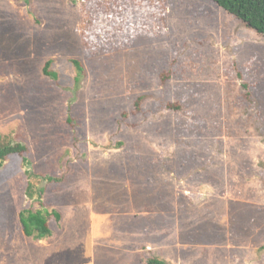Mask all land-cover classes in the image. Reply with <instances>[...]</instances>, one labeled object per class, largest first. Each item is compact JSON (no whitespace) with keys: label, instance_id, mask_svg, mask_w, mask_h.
<instances>
[{"label":"rangeland","instance_id":"1","mask_svg":"<svg viewBox=\"0 0 264 264\" xmlns=\"http://www.w3.org/2000/svg\"><path fill=\"white\" fill-rule=\"evenodd\" d=\"M0 142L27 148L0 168V264H125L94 245L132 226L147 260L179 240L178 264H264V39L209 0H0ZM136 178L168 186L167 215ZM39 193L62 215L41 240L19 221Z\"/></svg>","mask_w":264,"mask_h":264},{"label":"trees","instance_id":"2","mask_svg":"<svg viewBox=\"0 0 264 264\" xmlns=\"http://www.w3.org/2000/svg\"><path fill=\"white\" fill-rule=\"evenodd\" d=\"M213 3H215L218 7H220L222 10H224L229 15L236 18L238 21H240L243 25H245L247 28L255 31L258 36L262 37L264 39V0H209ZM94 22L88 21L87 26L92 24ZM141 33V34H139ZM102 36H99L96 40L95 46L90 47V44L88 45L91 50L95 52H104L107 54L108 49L106 48L107 41L104 39V36L102 33H100ZM144 36L143 32L141 30H138L137 28L133 29V34H131V38L127 39H121L120 41H115L116 47H119L120 50L124 47H130L132 45L133 40L138 41L140 37ZM69 63H71L75 70L78 72L79 76L85 75V68L82 64V62L78 59L71 58L68 60ZM52 65V60H47L44 66V74L51 77L56 78V74L50 70ZM169 79L167 76V79L163 76V83L166 82ZM142 103V98L138 97L136 101V109L139 111L140 104ZM168 109H175L179 110L180 106L178 105H171L167 104ZM27 151V148L23 146L22 144H10L5 142H0V168L4 166L6 161L10 156L13 155H19L23 156ZM23 162L25 164V167L30 166V163L26 160V158L23 159ZM27 174L29 178L33 175L31 171L27 170ZM47 183H54V182H61L59 179L55 178H45ZM35 185V184H34ZM33 183H28L27 187V197L30 200H34V192L32 191L34 187ZM42 193H39L37 197L39 198V207L40 208H26L23 209L19 213V221L22 227V231L24 235L27 237H34L36 239H44V238H50L52 236V230L50 228V222L56 221L57 223H60L62 220V215L53 210L45 211L43 209V204L41 202ZM147 264H168L164 260L158 259V258H150L146 262Z\"/></svg>","mask_w":264,"mask_h":264},{"label":"crops","instance_id":"3","mask_svg":"<svg viewBox=\"0 0 264 264\" xmlns=\"http://www.w3.org/2000/svg\"><path fill=\"white\" fill-rule=\"evenodd\" d=\"M130 166L132 168L131 164H130ZM131 185H132V195H131L132 202H133V197L135 199L137 198V202L139 204L143 203V202L144 203H148V202H145V200L149 198L150 200H156L157 203L159 204V208L160 209H164V208H167V206H170L168 204V202L171 203L173 196L169 195V191L167 190L168 186H165V184L161 183V184L158 185L159 186L158 187L159 193L157 195L154 194L155 192L151 191V184H150L149 180H147L145 178H142V179L136 178L135 182H132ZM172 185L173 184H171V186ZM161 187L163 188L162 192H161ZM135 199H134V202H135ZM176 200H178V199H176V196H175L174 197V202L171 205V208L169 209L170 213L173 212V214H175V215H176V212L174 211V207L173 206H175L177 204ZM174 203H175V205H174ZM132 206H133V208L138 207L136 205L134 206V204H132ZM165 210L166 209H164L163 211H165ZM141 213L144 214L143 217H145V215H148V214H145L146 211H143V212H138L137 211L136 212L135 210H133L132 212H130V214L133 216V218H132L133 223H134V221L135 222L137 221L139 223L140 219L138 220L136 218L141 217L140 216ZM164 215H167L166 211H165ZM119 230L121 231L122 235H119L120 238L118 239L119 240L118 242H116L115 244L114 243H107V244L95 243L94 252L96 251V245L99 244V245L102 246L101 248H103V250H107V251H109V253L113 252V254H115V252L117 250V252L123 256V258H124V260L126 262L125 264H147L146 262H147L148 258L146 259V256H148L150 254L151 249H150V247L147 244H145V243L143 244L142 243V242H144L143 241V238H144L143 236L148 234V233H145V231H147V230L143 231L141 226L138 229H136V230H138L137 233H134L135 231L133 230V226L131 227V230H128L126 228H124V229L122 228V229H119ZM171 230L175 231L173 228ZM186 230L187 231L189 230L191 235H193L195 233V230L192 229V226H189V227L187 226ZM168 232H169V230H168ZM175 233L177 235V232H175ZM180 235H182V234H180ZM164 236H167V235H164ZM123 238H125L126 241H123ZM188 238L191 240V237H188ZM139 241H141V243ZM176 242H180V247L183 245L182 244L183 242L181 243V241H179V240L176 241ZM175 243L174 244H169L171 246H168V245L164 246L165 250H168V251L172 252V256L170 257V259H164L163 258V260L165 262H167L168 264H178V262L181 261L180 252L177 253L178 251H180L179 250V246L175 245ZM189 244H191V243H189ZM139 245H141V246H139ZM175 250H176V252H174ZM110 251H112V252H110ZM146 253H148V255H145ZM96 255L97 254L94 255V259H95L94 261H89V262H85V263H82V264H98L97 261L99 259H101L102 257H106L105 259H108V258L111 259V255L110 254L101 253V254H99L97 256Z\"/></svg>","mask_w":264,"mask_h":264}]
</instances>
